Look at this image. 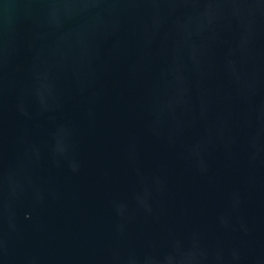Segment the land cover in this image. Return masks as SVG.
<instances>
[{
    "label": "water",
    "instance_id": "1",
    "mask_svg": "<svg viewBox=\"0 0 264 264\" xmlns=\"http://www.w3.org/2000/svg\"><path fill=\"white\" fill-rule=\"evenodd\" d=\"M0 264H264V0H0Z\"/></svg>",
    "mask_w": 264,
    "mask_h": 264
}]
</instances>
